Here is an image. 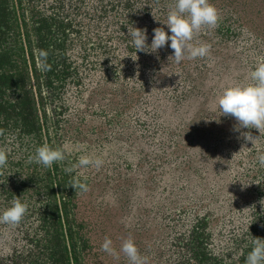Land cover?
<instances>
[{
  "label": "trees",
  "instance_id": "obj_1",
  "mask_svg": "<svg viewBox=\"0 0 264 264\" xmlns=\"http://www.w3.org/2000/svg\"><path fill=\"white\" fill-rule=\"evenodd\" d=\"M209 2L217 26L191 41L209 54L177 63L170 42L136 52L128 34L168 33L174 0H0V211L26 205L19 223H0V264H113L92 261L91 234L112 211L145 264H245L264 239V128L234 130L216 101L249 82L264 37L232 3ZM44 143L65 155L50 169L29 159ZM109 145L124 160L78 165Z\"/></svg>",
  "mask_w": 264,
  "mask_h": 264
},
{
  "label": "clouds",
  "instance_id": "obj_2",
  "mask_svg": "<svg viewBox=\"0 0 264 264\" xmlns=\"http://www.w3.org/2000/svg\"><path fill=\"white\" fill-rule=\"evenodd\" d=\"M219 20L218 10L209 0H174V7L167 13L166 23L168 33L162 27L153 29L151 43H146V31L133 27L128 33L135 51L156 52L165 46L166 42L173 52L171 57L177 63L184 59L203 58L209 54L207 44H193L191 41L202 27L215 28ZM248 83H235L225 87L217 98V105L221 115L232 116L238 122L234 130L240 128L257 129L264 128V62L258 63L248 74ZM246 140L254 141L249 132L243 133ZM186 143V142H185ZM30 161L43 165L50 169L53 163L65 159L64 152L59 148H52L47 143L38 146ZM258 163L264 166V153L257 156ZM6 154L0 151V166H5ZM103 160L99 157L90 158L82 156L78 160L81 167L93 166L99 169ZM71 171V169H65ZM74 189L87 192L88 187L79 180H73L70 184ZM26 212V205L19 199H14L12 204L0 211V223L15 225L20 222ZM101 250L117 257L116 250L112 247L110 238H105L101 244ZM122 252L129 264H145V259L137 249L132 238L125 239L121 246ZM245 264H264V239L253 238L251 250L245 257Z\"/></svg>",
  "mask_w": 264,
  "mask_h": 264
},
{
  "label": "rangeland",
  "instance_id": "obj_3",
  "mask_svg": "<svg viewBox=\"0 0 264 264\" xmlns=\"http://www.w3.org/2000/svg\"><path fill=\"white\" fill-rule=\"evenodd\" d=\"M215 3H219L222 0H212ZM228 1L235 5V7L239 10L244 19V22L247 27L251 30H256V32L264 37V0H223ZM85 156H89L90 158L99 157L102 160L107 161H118L124 160V156L126 155L125 149L120 145H109L98 148H89L83 152ZM127 159L137 160V156L129 155ZM84 212V210H83ZM85 213V212H84ZM101 224L97 226V228L93 229L91 234L96 239L99 244H102L104 239L110 238L112 241V247L117 252V257L110 255L101 250L99 255H96V259H92V261H96L100 256L106 261L109 260L113 264H117L120 258V246L122 242L127 238H132L136 241V237L133 234L122 233L119 231L116 221L117 215L115 211L105 212L100 215Z\"/></svg>",
  "mask_w": 264,
  "mask_h": 264
}]
</instances>
